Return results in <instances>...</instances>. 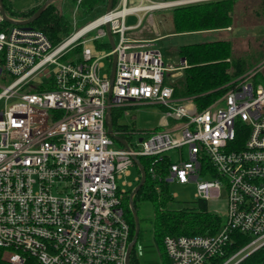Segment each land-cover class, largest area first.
<instances>
[{
    "label": "built area",
    "instance_id": "obj_1",
    "mask_svg": "<svg viewBox=\"0 0 264 264\" xmlns=\"http://www.w3.org/2000/svg\"><path fill=\"white\" fill-rule=\"evenodd\" d=\"M206 1L117 0L57 43L0 11V264H126L123 202L136 182L118 180L140 156L170 159L166 181H195L196 198L227 193L217 232L165 237L170 264H217L235 232L251 241L221 264H237L264 245V58L200 108L175 94L177 68L166 64L156 39L131 35L156 10ZM130 15L136 23H127ZM89 41L107 51L97 55ZM146 104L164 107L163 129H114L130 148L115 146L108 110L129 114ZM125 134L138 137L135 145ZM173 149L178 160L167 154Z\"/></svg>",
    "mask_w": 264,
    "mask_h": 264
},
{
    "label": "trees",
    "instance_id": "obj_2",
    "mask_svg": "<svg viewBox=\"0 0 264 264\" xmlns=\"http://www.w3.org/2000/svg\"><path fill=\"white\" fill-rule=\"evenodd\" d=\"M78 1V0H75ZM117 0H114L116 2ZM43 3V2H42ZM42 3L26 10L18 11L12 7V0H3L6 12L13 17L24 19L30 17ZM98 3L107 8L108 0H81L80 5L90 13ZM264 5V0H263ZM236 0H211L199 2L173 9V26L175 33L195 31H221L233 29V13ZM260 16V13L258 17ZM31 26L43 30L50 39L57 43L68 35L72 29L69 19L63 13L60 4L55 1L47 6ZM245 40V39H244ZM234 42L229 38L220 37L215 40L192 42L179 47L180 58L186 61L182 76L173 85L177 96H190L200 108H204L221 97L229 88V83L247 72L252 66L259 64L264 57V37L258 42L256 51H252V42ZM258 41V40H257ZM122 109H113L112 115L115 130L131 132L129 126L120 124L118 116ZM130 138L129 134H125ZM140 161L147 171V179L134 197V204L138 211L143 202H151L155 207L153 220L155 244L163 255V264H170L164 240L167 235L214 234L224 222V217L208 207V201L196 198L195 206L171 208L169 203L174 200L169 189V182L165 177L168 173L170 159L165 157L156 160L150 156H140ZM137 168L138 175L140 170ZM151 167L154 171H151ZM216 175V174H214ZM140 179L136 181V185ZM135 185V186H136ZM128 190L123 206L125 216L130 224V241H132L136 222L131 209ZM140 232L138 241L133 249L131 261L138 264L140 258L137 245L143 241L145 229L142 227L143 218L139 215ZM236 241L227 256L216 260L221 264L232 253L251 241L252 236L240 232L234 233ZM237 264H264V245L250 253Z\"/></svg>",
    "mask_w": 264,
    "mask_h": 264
},
{
    "label": "rangeland",
    "instance_id": "obj_3",
    "mask_svg": "<svg viewBox=\"0 0 264 264\" xmlns=\"http://www.w3.org/2000/svg\"><path fill=\"white\" fill-rule=\"evenodd\" d=\"M45 0H12V7L14 10L22 11L26 10L32 6L38 5ZM63 13L69 19V24L71 29L74 30L75 27H81L87 22L97 18L101 14L107 11V8L98 3L97 6L90 12L87 11L78 4L75 0H56ZM260 13V16L258 17ZM173 9L166 10H156L153 12L152 17H146L144 23L140 30L131 32V35L136 37L144 38H154L155 45L159 48L163 54L164 60L167 65H174L175 67L181 65V58L179 56V47L182 44L201 42L215 40L220 37L229 38L236 42H244L250 40L252 42V51H256L257 43L260 42L264 37V5L263 0H236V7L233 13L234 23L233 29L228 27L229 30L221 31H195V32H184L175 33L173 26ZM138 16L130 15L127 18V23H136ZM97 30L91 32V36L94 35ZM118 40V36H115ZM107 39H100V42L106 41ZM258 40V41H257ZM97 55L104 54L107 49L100 48L95 49V44L92 41L86 43ZM70 56L75 57V51L70 53ZM264 58V57H263ZM106 67L109 65L110 61L108 58H103ZM262 61V60H261ZM260 61V62H261ZM258 63L252 66L250 69H254ZM106 69V68H105ZM104 69V70H105ZM247 70V71H248ZM169 74V72H167ZM262 75H259L258 81L264 84V79ZM120 110V109H119ZM165 109L160 104H146L137 105L130 108L129 114L121 111L118 116V122L123 125L129 126L130 129L141 130L144 132H152L154 130L163 129L160 123L164 115ZM132 144L138 140L135 136L131 138ZM115 146L119 147L122 144L116 140ZM188 148H183V153L187 158ZM167 154L171 155L174 160L179 159V150L173 149ZM138 176L136 166L130 167V174L124 175L118 180L119 184H122L123 180L130 181L134 183ZM134 184L132 188L135 186ZM131 189V188H130ZM170 192L174 200L169 203L168 207L171 208H182V207H193L195 206L196 200V189L197 184L195 181H190L187 183L171 182L169 184ZM213 197L208 200V207L211 211L217 212L224 216L226 214L227 207V193L223 190L222 194L217 195L216 191L212 192ZM155 214V207L151 202H143L140 205L139 215L143 218L142 227L145 229L143 235V241L137 245V253L141 258L142 264H163V255L161 250L155 244L154 240V226L153 220ZM168 255V254H167Z\"/></svg>",
    "mask_w": 264,
    "mask_h": 264
},
{
    "label": "water",
    "instance_id": "obj_4",
    "mask_svg": "<svg viewBox=\"0 0 264 264\" xmlns=\"http://www.w3.org/2000/svg\"><path fill=\"white\" fill-rule=\"evenodd\" d=\"M55 1L56 0H45L42 3V5L30 17L20 19V20H13L12 18H10L8 16L6 9H5V6L3 4V0H0V11H1L2 15L5 17V19H7L11 22L30 24L41 15V13L47 8V6L49 4H51L52 2H55ZM113 3H114V0H108L107 10H110L112 8ZM106 29L108 32L109 42H110L111 46L114 47L115 43H114V39H113V35L111 32L109 23L106 24ZM115 69H116V55L114 54L113 64H112L111 71H110L111 82H113V79H114ZM106 122H107L109 134L114 139L119 141L123 146H125L126 148H130V145H129L127 139L123 136L116 134L114 131V120H113V115H112L111 109L108 110V113L106 116ZM140 140H141V138H140ZM134 158H135L136 165L138 166V168L140 170L141 178H140L139 183L136 186H134V188L132 189V191L130 193V197H129L131 209H132V212H133V215L135 218V222H136V230H135L134 237L128 246L127 255H126V264H133L131 261V255H132L133 249H134V247L138 241L139 232H140V219H139L138 211H137L135 204H134V197L138 193V191L140 190V188L143 186V184L145 183V181L147 179V171H146L145 167L142 165V163L138 157H134Z\"/></svg>",
    "mask_w": 264,
    "mask_h": 264
},
{
    "label": "crops",
    "instance_id": "obj_5",
    "mask_svg": "<svg viewBox=\"0 0 264 264\" xmlns=\"http://www.w3.org/2000/svg\"><path fill=\"white\" fill-rule=\"evenodd\" d=\"M181 65L176 66V70L174 71V73L176 74V79L180 76H182L183 74V68L186 65V61L184 59L181 58ZM174 66V65H173Z\"/></svg>",
    "mask_w": 264,
    "mask_h": 264
},
{
    "label": "flooded vegetation",
    "instance_id": "obj_6",
    "mask_svg": "<svg viewBox=\"0 0 264 264\" xmlns=\"http://www.w3.org/2000/svg\"><path fill=\"white\" fill-rule=\"evenodd\" d=\"M138 264H142V262H141V258H139V260H138Z\"/></svg>",
    "mask_w": 264,
    "mask_h": 264
}]
</instances>
